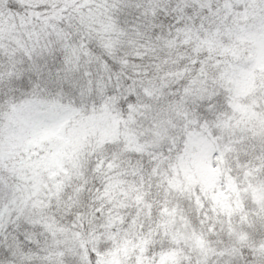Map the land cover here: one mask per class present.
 <instances>
[{
	"label": "snow or ice",
	"instance_id": "snow-or-ice-1",
	"mask_svg": "<svg viewBox=\"0 0 264 264\" xmlns=\"http://www.w3.org/2000/svg\"><path fill=\"white\" fill-rule=\"evenodd\" d=\"M0 264H264V0H0Z\"/></svg>",
	"mask_w": 264,
	"mask_h": 264
}]
</instances>
